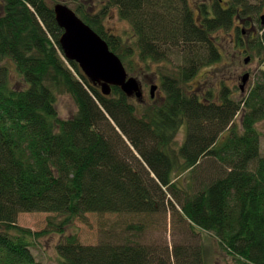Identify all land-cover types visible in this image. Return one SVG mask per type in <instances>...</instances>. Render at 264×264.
<instances>
[{"label": "trees", "instance_id": "obj_1", "mask_svg": "<svg viewBox=\"0 0 264 264\" xmlns=\"http://www.w3.org/2000/svg\"><path fill=\"white\" fill-rule=\"evenodd\" d=\"M74 1L128 73L138 53L143 62L178 57L179 75L162 79L165 102L140 115L121 88L105 96L65 58L51 0H0V264H42L32 247L49 232L64 237L60 264H207L201 240L144 242L169 214L183 235L216 240L232 258L225 264H264V0H214L197 12L190 0H82L99 3L94 12ZM110 9L131 24L132 44L104 30ZM238 19L257 24L248 50L262 69L248 94L188 93L198 70L222 58L214 34ZM62 95L77 106L72 118L59 115ZM21 213L59 218L34 232L17 224ZM89 213L108 231L97 245L65 234Z\"/></svg>", "mask_w": 264, "mask_h": 264}, {"label": "rangeland", "instance_id": "obj_2", "mask_svg": "<svg viewBox=\"0 0 264 264\" xmlns=\"http://www.w3.org/2000/svg\"><path fill=\"white\" fill-rule=\"evenodd\" d=\"M82 1V0H81ZM83 2V1H82ZM207 2L211 5L214 0H190L191 5L196 9L202 3ZM66 3L71 8L76 9L79 6L74 0H51L50 4ZM84 3V9L94 12L100 8L99 3L94 1L89 4ZM96 4L97 6H94ZM264 12L261 14L263 15ZM237 26H240L243 33L238 34ZM103 28L108 34L117 35L124 39L126 44H132L133 29L131 24L120 18L117 9H110L107 16L103 20ZM246 29V30H245ZM257 24L246 26L239 19L236 20L234 27L230 30H222L214 34V38L222 52V58L219 62L202 67L194 78L186 85L185 89L188 93L205 94L212 91L215 95H219L223 87H228L232 91L234 98L240 100L245 97L249 89L255 83L260 69H262L261 60L254 57V53H250L248 45L253 36L256 34ZM247 51V52H246ZM250 58L249 63L245 64V59ZM136 72H129L132 77L138 78L143 85L144 98L139 100L133 98V103L139 109V114L149 111L155 105H162L166 99V93L162 87V79L166 76H178V66L181 65V60L176 56H171L161 62H143L139 58L138 53L131 58ZM245 73H250V80L245 88V91L240 90L241 79ZM157 84L158 89L155 92L154 98H151V86ZM57 110L62 119L72 118L77 113V106L71 96L62 95L58 99ZM243 112L239 114L236 123L240 126ZM258 131L261 133V153L264 155V123L257 125ZM186 130L183 128L178 132L175 139V148L182 145L185 140ZM58 216L52 213H21L18 216L17 224L20 227L31 229L34 232H40L48 229V224L51 219L58 221ZM82 219H76L70 225L65 234L76 233L79 241L84 245H97L99 243L101 233L108 232L107 229L102 231L101 216L94 213H89ZM184 233V232H183ZM182 231L174 228L171 221V215H168L167 228H155L146 231L144 242L152 245L161 243L167 238L170 244L172 243H206L207 247V264H225L232 263V258L220 247L216 240L204 237H195L190 233L189 236L183 235ZM64 239L63 235L58 232H49L42 238L36 241V245L32 247V251L37 260L42 264H60L57 245Z\"/></svg>", "mask_w": 264, "mask_h": 264}, {"label": "water", "instance_id": "obj_3", "mask_svg": "<svg viewBox=\"0 0 264 264\" xmlns=\"http://www.w3.org/2000/svg\"><path fill=\"white\" fill-rule=\"evenodd\" d=\"M56 21L63 30L60 45L67 60L76 62L84 75L95 86H100L102 94L109 96L112 87H119L128 96L143 97L140 81L130 77L121 58L115 54L105 39L81 19L77 13L64 3L54 5ZM264 26V15L261 17ZM250 58L245 59L248 64ZM246 73L241 81V89L249 81ZM157 85L151 87V96L154 98Z\"/></svg>", "mask_w": 264, "mask_h": 264}, {"label": "flooded vegetation", "instance_id": "obj_4", "mask_svg": "<svg viewBox=\"0 0 264 264\" xmlns=\"http://www.w3.org/2000/svg\"><path fill=\"white\" fill-rule=\"evenodd\" d=\"M223 4H224V2H223ZM261 23H262V21H261ZM236 28H240V26H237Z\"/></svg>", "mask_w": 264, "mask_h": 264}]
</instances>
